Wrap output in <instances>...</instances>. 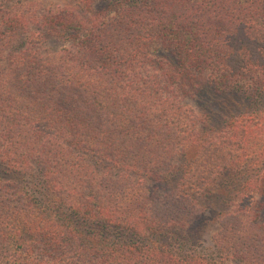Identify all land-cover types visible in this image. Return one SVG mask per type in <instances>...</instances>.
<instances>
[{
  "label": "trees",
  "instance_id": "1",
  "mask_svg": "<svg viewBox=\"0 0 264 264\" xmlns=\"http://www.w3.org/2000/svg\"><path fill=\"white\" fill-rule=\"evenodd\" d=\"M263 196L264 0H0V264H264Z\"/></svg>",
  "mask_w": 264,
  "mask_h": 264
},
{
  "label": "rangeland",
  "instance_id": "2",
  "mask_svg": "<svg viewBox=\"0 0 264 264\" xmlns=\"http://www.w3.org/2000/svg\"><path fill=\"white\" fill-rule=\"evenodd\" d=\"M42 1L48 2V1H50V0H42ZM103 4H104L103 2L100 3V6L103 5ZM213 107H214V108H217V105L214 103ZM261 199H262V202H263V205H264V196H263ZM204 244H206V245L209 244V241L207 240V238H206V240L204 241Z\"/></svg>",
  "mask_w": 264,
  "mask_h": 264
}]
</instances>
